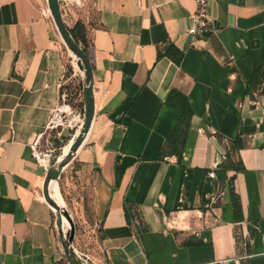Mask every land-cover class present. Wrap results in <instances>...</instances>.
<instances>
[{"label":"crops","instance_id":"obj_1","mask_svg":"<svg viewBox=\"0 0 264 264\" xmlns=\"http://www.w3.org/2000/svg\"><path fill=\"white\" fill-rule=\"evenodd\" d=\"M194 9L95 0L83 19L94 115L59 195L81 210L85 233L72 244L88 264H264V90L251 80L259 67L264 79V0H209L203 37L187 33ZM83 74L46 0H0V264L67 263L31 144L61 103L68 117L83 113ZM172 87L193 111L180 160L159 158L178 117L164 103ZM227 160L241 169L218 178Z\"/></svg>","mask_w":264,"mask_h":264},{"label":"water","instance_id":"obj_2","mask_svg":"<svg viewBox=\"0 0 264 264\" xmlns=\"http://www.w3.org/2000/svg\"><path fill=\"white\" fill-rule=\"evenodd\" d=\"M47 6L54 22V25L64 43V45L72 51L76 56V65L83 72L82 86L84 92V108L83 119L78 129L76 139L70 144L66 153L59 160L50 166L45 175L43 184V194L46 202L56 213L58 227L60 232L61 246L65 259L68 264H88L82 261L73 248L74 224L71 216L64 205H60L51 196V186L57 182L62 171L72 162L77 151L83 145L92 125L93 121V72L87 54L82 50L79 44L71 37L67 26L62 18L59 0H46ZM70 133L69 128L62 129V136L67 137ZM62 217L65 218L67 226L62 227Z\"/></svg>","mask_w":264,"mask_h":264},{"label":"trees","instance_id":"obj_3","mask_svg":"<svg viewBox=\"0 0 264 264\" xmlns=\"http://www.w3.org/2000/svg\"><path fill=\"white\" fill-rule=\"evenodd\" d=\"M67 29L71 37L79 44L82 50L86 54H88V48H89L88 30L83 22V19H77L72 26L70 27L67 26ZM163 54L170 57L177 65L180 64V61L183 56V53L177 48H175V46H173L172 44H169L166 47ZM254 78L258 80L257 82L264 90L263 67H259L253 70L251 80H253ZM164 103L165 105L173 109L177 113L178 117L174 126L170 130L169 134L167 135L163 143L159 158L163 159L167 155H175L177 156L178 160H180L182 151L184 149L186 132L191 122L193 111L187 105V96L173 87L170 88L168 93L166 94ZM74 132L75 131H70L67 137L62 136V134L60 136H57L62 140L56 139V145L57 146L64 145L63 143L65 142V140H67ZM59 154L60 151L54 152L53 157L51 159L52 164L55 163L56 158ZM228 169L239 171L241 169V165L231 164L228 160L220 163L216 169V174L218 178L226 179L227 176L226 171ZM229 195H230V202L233 208L235 209V211L240 210L239 197L236 194V192L230 189ZM125 212L127 214V219L131 222V218H132L133 222L136 223L134 221L136 213L131 214L130 217L127 204H125Z\"/></svg>","mask_w":264,"mask_h":264},{"label":"built area","instance_id":"obj_4","mask_svg":"<svg viewBox=\"0 0 264 264\" xmlns=\"http://www.w3.org/2000/svg\"><path fill=\"white\" fill-rule=\"evenodd\" d=\"M195 9L190 16V25L187 33L190 36H206L210 33V18L208 15L209 0H193ZM64 99V95H63ZM70 106L67 103H61L51 115L46 123L43 132L31 144V154L38 162L42 163L46 169L49 168L54 150L50 147L51 138L50 134L55 133L56 136L62 134V129L67 127L70 131L77 132L83 119V113L76 112L72 117H68L67 113ZM201 130V129H200ZM47 158L46 164L43 160ZM77 256L84 262L88 263V257L77 254ZM68 264V263H66ZM111 264V263H105Z\"/></svg>","mask_w":264,"mask_h":264},{"label":"rangeland","instance_id":"obj_5","mask_svg":"<svg viewBox=\"0 0 264 264\" xmlns=\"http://www.w3.org/2000/svg\"><path fill=\"white\" fill-rule=\"evenodd\" d=\"M94 2H95V0H59L62 18H63L65 24L70 27L74 24V22L77 19H88L89 20V19L93 18L94 17ZM66 49H67L68 53L70 54L71 58L73 59L74 63L76 64V56H73L67 47H66ZM76 136H77V133L74 132L69 137L68 142H66V144L73 143L74 140L76 139ZM66 144H64V146ZM64 146H62V149L60 147L61 153H63V151H64L63 150ZM52 165L53 164L50 163V166H52ZM67 174H68L67 172L64 173V177L67 176ZM64 177H62V178H64ZM60 182H61V180L59 179L57 181L58 189H59L60 194H62V188H61ZM64 206H65V203H64ZM65 208L67 210L69 209L68 212H69V214L73 220L74 235L76 234V231H77V234L79 236L82 235L83 233H85L86 224L83 222V219L81 217L80 208L77 209L75 206L74 207L72 206L71 208H67V206H65ZM78 241L80 243L79 245L81 247H83V242H86V238L84 239L81 237L78 239Z\"/></svg>","mask_w":264,"mask_h":264},{"label":"bare ground","instance_id":"obj_6","mask_svg":"<svg viewBox=\"0 0 264 264\" xmlns=\"http://www.w3.org/2000/svg\"><path fill=\"white\" fill-rule=\"evenodd\" d=\"M71 52V54L73 55V56H75L73 53H72V51H70ZM68 150V149H67ZM67 151H65V152H63V153H61L58 157H57V159H56V161L57 160H59L60 158H61V156L64 154V153H66ZM46 161H47V158H45L44 160H43V162L46 164ZM55 161V162H56ZM51 193H52V197L60 204V205H62V202H61V199H60V195H59V189H58V183L57 182H55V183H53L52 184V186H51ZM62 227L63 228H65L66 226H67V222H66V220H65V218L64 217H62Z\"/></svg>","mask_w":264,"mask_h":264}]
</instances>
